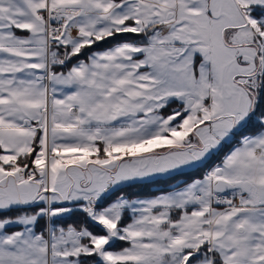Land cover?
<instances>
[{
	"label": "snow or ice",
	"instance_id": "6c2138e0",
	"mask_svg": "<svg viewBox=\"0 0 264 264\" xmlns=\"http://www.w3.org/2000/svg\"><path fill=\"white\" fill-rule=\"evenodd\" d=\"M253 119L203 178L100 206ZM68 205L103 234L58 224ZM21 208L0 264H264V0H0V211Z\"/></svg>",
	"mask_w": 264,
	"mask_h": 264
},
{
	"label": "trees",
	"instance_id": "16d2710c",
	"mask_svg": "<svg viewBox=\"0 0 264 264\" xmlns=\"http://www.w3.org/2000/svg\"><path fill=\"white\" fill-rule=\"evenodd\" d=\"M138 37L128 34V35H117L114 38H109L103 42H98L93 45L91 48H86L82 55L79 57L80 59H85L88 54L94 50L100 49L104 46H110L121 42L123 40H136ZM75 62V59L72 61ZM57 70H65L64 68H58ZM177 103H173L170 108L165 109V114L171 112V110L177 106ZM259 130V124L256 123L255 119L244 127L240 132L236 133L235 136L230 138L226 143H223L222 146L216 149L214 152L210 153L206 160L199 165H196L190 169L173 172L164 176L154 177L152 179L142 180V181H132L128 183L121 184L113 188L103 199L101 207L111 202L117 195H120L121 192L126 196L132 198L134 196H145V195H155L160 192H166L168 190H172L178 188L190 180L201 177L204 175L207 169L220 164L222 162L226 153L235 145L238 144L240 137L244 135H252ZM24 211H31V209H12L6 211H0V217H16ZM42 223L39 226L42 228L45 224V221H41ZM57 222L63 225H75L79 227L81 224H86L90 229L94 232H98L103 234V230L100 226H97L93 222H91L86 215L80 211L79 209L74 210L68 215H65L62 219H59Z\"/></svg>",
	"mask_w": 264,
	"mask_h": 264
},
{
	"label": "crops",
	"instance_id": "0c3cea01",
	"mask_svg": "<svg viewBox=\"0 0 264 264\" xmlns=\"http://www.w3.org/2000/svg\"><path fill=\"white\" fill-rule=\"evenodd\" d=\"M17 34L18 35H27V33L26 32H22V31H17ZM115 44H113V45H110V46H104V47H102V48H100V49H97V50H94V51H99V50H103V49H106V48H109V47H112V46H114ZM94 51H92V52H94ZM92 52H90L88 55H90ZM86 59V58H85ZM73 63H75V62H73ZM58 71H66V69L65 70H58ZM177 107H179V105H177V106H175L174 108H177ZM168 113H170V112H168ZM167 113V114H168ZM257 133V132H256ZM255 134V133H254ZM237 145H235V146H233L227 153H226V155L234 148V147H236ZM216 150V149H215ZM215 150H213L212 152H214ZM211 152V153H212ZM225 155V156H226ZM224 156V157H225ZM208 157V156H207ZM207 157H205V159L203 160V161H201V162H199V163H197L196 165H199V164H201L202 162H204L205 160H206V158ZM224 159V158H223ZM223 161V160H222ZM222 162H220V164H221ZM196 165H194V166H196ZM217 165H219V164H217ZM217 165H215V166H217ZM194 166H188V167H185V168H183V169H179V170H176V171H173V172H177V171H182V170H186V169H190V168H192V167H194ZM215 166H213V167H211L210 169H207L206 171H205V173H204V175L208 172V171H210L212 168H214ZM172 172V173H173ZM203 175V176H204ZM159 176H162V174H159ZM203 176H201V177H197V178H194V179H192V180H190L189 182H187V183H191L193 180H195V179H200V178H203ZM155 177H158V176H155ZM143 180H145V179H143ZM138 181H141V180H138ZM187 183H185V184H187ZM184 184V185H185ZM184 185H182V186H180V187H183ZM179 188V187H178ZM176 189V188H175ZM172 190H174V189H172ZM172 190H168V191H166V192H162V193H167V192H170V191H172ZM162 193H159V194H156V195H151V196H144V197H136V198H133V199H150V198H154V197H156V196H158V195H160V194H162ZM68 206H70V207H74V208H78V206H74V205H68ZM69 214V213H68ZM68 214H65V215H68ZM58 224H59V222H57ZM21 227L22 226H16V227H11V228H8L7 229V231H9V232H12V231H16V230H21ZM38 231H39V229H37ZM114 251V250H113Z\"/></svg>",
	"mask_w": 264,
	"mask_h": 264
},
{
	"label": "rangeland",
	"instance_id": "374dc122",
	"mask_svg": "<svg viewBox=\"0 0 264 264\" xmlns=\"http://www.w3.org/2000/svg\"><path fill=\"white\" fill-rule=\"evenodd\" d=\"M170 173H172V172H170ZM170 173H165V174H162V176H164V175H167V174H170ZM155 176H159V174H157V175H154V176H151V177H148V178H146L145 180H147V179H152V178H154ZM138 181V180H137ZM142 181V180H141ZM132 182V181H131ZM128 183V182H127ZM119 186V185H118ZM160 193H162V192H160ZM157 194H159V193H157ZM125 195V194H124ZM156 195V194H155ZM118 196V195H117ZM117 196L115 197V199L117 198ZM145 196H151V195H145ZM128 197V196H127ZM136 197H144V196H134V197H132V198H130V199H133V198H136ZM115 199H113L111 202H113ZM111 202H109L108 204H110ZM108 204H106V205H104V206H107ZM103 207V206H102ZM75 209H78V208H75ZM70 214V213H69ZM86 215V214H85ZM87 217V216H86ZM130 217H131V213L130 212H128V211H126L125 212V214H124V223H129V222H131V220H130ZM42 222H40V224H41ZM60 224V223H59ZM60 225H63V224H60ZM63 226H67V225H63ZM90 229V228H89ZM91 231H93L92 229H90ZM94 232V231H93ZM94 233H96V232H94ZM98 233V232H97ZM98 234H100V233H98ZM127 246V244L125 243V242H121V241H113L112 243H111V250H114V251H119L120 249H122L123 247H126ZM96 260H97V258L96 257H92V258H89V264H95V262H96Z\"/></svg>",
	"mask_w": 264,
	"mask_h": 264
}]
</instances>
